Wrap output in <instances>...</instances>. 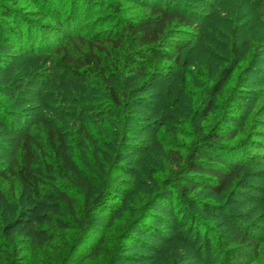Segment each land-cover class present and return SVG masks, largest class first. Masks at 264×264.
<instances>
[{
    "label": "rangeland",
    "instance_id": "rangeland-1",
    "mask_svg": "<svg viewBox=\"0 0 264 264\" xmlns=\"http://www.w3.org/2000/svg\"><path fill=\"white\" fill-rule=\"evenodd\" d=\"M61 1L48 0L57 12L54 4ZM63 2L66 10L80 7L75 16L81 28L70 42L35 52L8 50L0 42V100L20 130L12 134L9 127H0V171L14 161L20 134L30 132L43 146L51 129L63 133L76 160L89 161L83 167L94 188L107 190L122 171L137 177V187L104 230L113 254L83 264H221L240 232L258 244L251 264H264V0ZM40 4L0 0V6L14 9L21 19L49 28L54 20L43 14L46 9ZM157 7L195 16L198 26L184 30L182 68L172 65L164 77L142 87L125 73L110 77L108 85L100 80L72 82L55 66L54 57L63 48L84 51L89 45L94 55L112 56L121 65V51L111 40H119L128 21L152 17L150 9ZM3 14L0 9L1 20L9 19ZM235 38L237 57L231 51ZM226 69L224 85L209 95ZM241 79L248 90L242 120H237L227 115L228 98ZM6 85L11 91L22 89L6 99L1 93ZM167 85L178 103L176 113L165 101ZM210 101L211 110L204 116ZM213 128L226 136L217 145L239 144L247 158L236 183L221 195L194 183L188 167L194 156L221 155L210 134ZM95 152L107 153L104 170L94 165ZM70 195L74 206L50 189L36 205L12 178L0 179V248L10 249L16 241L21 245L15 264H60L85 223L83 199ZM140 219L146 222L144 228L135 225Z\"/></svg>",
    "mask_w": 264,
    "mask_h": 264
},
{
    "label": "trees",
    "instance_id": "trees-1",
    "mask_svg": "<svg viewBox=\"0 0 264 264\" xmlns=\"http://www.w3.org/2000/svg\"><path fill=\"white\" fill-rule=\"evenodd\" d=\"M40 3V7L46 9L43 14L50 20H54L48 26L49 28L43 24L41 27L26 18L21 19L14 9L0 6L4 12L3 16L9 18L4 20L0 18V42L8 50L31 52L49 50L53 47L52 44H58L62 40L70 42L75 33L79 34L78 30L81 25L78 23L79 16L75 15L79 14L80 7L76 6L74 9L73 6H68L66 10L67 7L62 0L54 4V7L58 9L57 12L48 0H40ZM150 10L152 17L135 23L128 21L123 27V33L119 35V40H111V44L121 51V65H115V59L112 56L99 58L94 55L89 45L84 51L78 50L75 46L71 52L63 48L61 54H56L54 57L55 66L60 68L61 72L65 73L72 82L100 80L108 85L110 77L116 74L118 77L120 73H125L131 77L132 83L142 87L148 86L147 84L152 80L164 77L172 65L183 66L180 58L184 35L187 34L184 30L198 26L193 19L195 16L188 17L177 10L167 12L163 7ZM238 42V38L231 42L234 57H237L239 52L237 51ZM59 50L60 48L57 51ZM227 77L228 70L226 69L208 89L209 95L218 92ZM145 78H147L146 85L143 84ZM47 82L52 84L53 79ZM238 84L228 98L230 108L227 115L242 120V110L246 103L248 89L243 79ZM3 89L4 92H1L3 97L12 99L17 92L21 91L22 86L14 91H11V85H6ZM164 93L167 105L176 113L179 108L176 99L171 97V86L167 85ZM112 99L117 101L114 94ZM211 106L210 101L203 112L204 116L208 115ZM13 115L0 100V127H9L12 129V134H18L20 130L15 121H12ZM76 119V123H82L80 117ZM210 134H214L215 148L221 152V155L208 153L194 156L189 159L188 167L194 183L221 195L228 192L236 183L244 170L247 158L239 144L217 145L220 140L226 139V136L220 134L217 129L210 130ZM85 136L87 137V134ZM44 139L42 146L33 141L30 132L20 134L17 137L16 157L9 167L0 171V179L12 178L24 191L29 201L36 205L42 203L49 189L58 195L59 200L68 205L74 206L75 204L70 194L81 197L83 199L82 218L85 219V223L78 237L69 245L60 264H83L86 260L96 261L99 257L109 259L113 252L109 249L104 230L111 227L130 198V194L137 187V177L135 175L126 177L122 171L107 190L103 191L101 186L94 188L83 167L85 164L89 165V161L75 159L69 152L63 133L49 129ZM88 139L94 145L97 144L92 141L91 137ZM106 155L107 153H93L91 157L94 165L99 163L101 169L104 170L106 161L109 160ZM109 171L111 172L112 169ZM45 186H49V189L44 190ZM214 214L217 219V213ZM145 223V220L140 219L135 225L144 228ZM242 227L241 223L237 228L240 230ZM232 241L237 242V245L226 249L223 253L226 258L221 264H251L252 259H256L259 247L251 236L246 235L245 237L240 232L233 236ZM16 242L10 249L0 248L3 264L16 263L20 256L17 250L21 247ZM114 264L117 262L115 261Z\"/></svg>",
    "mask_w": 264,
    "mask_h": 264
}]
</instances>
